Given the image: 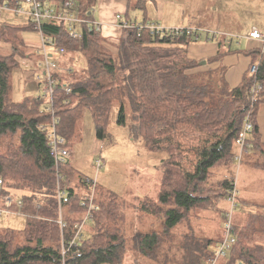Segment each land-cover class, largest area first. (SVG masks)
<instances>
[{
    "label": "trees",
    "instance_id": "1",
    "mask_svg": "<svg viewBox=\"0 0 264 264\" xmlns=\"http://www.w3.org/2000/svg\"><path fill=\"white\" fill-rule=\"evenodd\" d=\"M24 1L0 0V6L16 7ZM66 1L41 0L49 6ZM76 1L81 15L93 19L98 0ZM81 30V38L74 39L64 24L44 26V35L66 49L62 70L56 74L52 114L43 110L40 98L23 103L12 100L16 53L25 45L19 34L35 31L33 24L0 26V41L13 45L11 54L0 53V196L20 195L22 207L14 205L13 210L26 221L23 230H0V264H132L124 206L117 197L102 196L98 185L93 220L85 225L83 239L70 247L77 234L75 225L86 215L84 199L90 188L70 161L57 168L47 132L40 128L55 118L58 134L68 141L87 109L96 136L103 139L114 102L120 103V122H125V89L136 102L138 132L145 147L169 155L162 165L157 193L141 206L160 221L161 228L136 236L135 258L139 259L135 264L206 263L222 237L215 240L196 224L203 219L202 211H217L226 201L229 181L215 186L212 171L222 166L227 169L236 156L235 140L248 115L253 131L247 158L254 169L264 172V143L257 122L264 104V50L246 53L250 67L240 85L231 88L222 65L232 52L231 41L218 44L214 62H220V67L204 71V62L188 57L189 46L197 42L191 35H159L148 30L139 35L131 30L115 56L99 32L87 27ZM75 54L85 58L83 68L76 69ZM254 66L258 71L251 73ZM37 85L41 84L37 81ZM259 85L263 90L252 93ZM185 149L192 152V172L181 166ZM59 175L64 179L59 181ZM58 187L67 193L68 202L59 203ZM235 229L237 242L222 264H264V207L235 222Z\"/></svg>",
    "mask_w": 264,
    "mask_h": 264
},
{
    "label": "rangeland",
    "instance_id": "2",
    "mask_svg": "<svg viewBox=\"0 0 264 264\" xmlns=\"http://www.w3.org/2000/svg\"><path fill=\"white\" fill-rule=\"evenodd\" d=\"M217 12H209L210 18L222 25L224 30H230L237 26L245 28L246 24L258 22L257 18L251 20L250 6L257 8L252 0H232L238 2L236 7L229 3L218 5L213 0ZM218 2H223L219 0ZM248 8V9H246ZM233 13V14H231ZM214 21V22H215ZM3 23L12 25H26L28 19L21 14L10 11H3L0 18V26ZM223 29V28H220ZM205 34V33H202ZM210 34L219 41L229 40L244 43V38L229 35L225 31H212ZM25 45L19 46L20 52L16 53L18 65L11 75L12 100L16 103H23L26 100L33 101L40 98L43 92V85H37V76L42 71V52L39 45L41 36L37 31H25L19 34ZM239 39V40H238ZM205 42V40H204ZM13 45L0 41V53L9 55L13 52ZM240 50L246 51L245 46ZM234 51V48H232ZM79 58H81L79 56ZM83 62L85 58H82ZM86 61L84 62V64ZM124 123L120 122V103L114 102L107 134L103 139L96 136L95 124L89 110L85 109L81 119L78 121L74 136L68 139L71 150L70 162L82 178L91 179L98 184V191L104 197H117L127 215L126 235L128 240V260L132 264L137 263L139 257L135 258V238L139 233H150L160 231L161 223L158 219L143 212L141 206L147 202L146 198L154 196L159 188V178L162 165L167 164L169 155L167 153H152L144 145L138 132V111L136 102L129 97L130 90H124ZM235 155L239 149L235 146ZM181 166L187 172H192L193 164L189 160L192 157L190 150H183ZM101 160L104 165L97 171L96 161ZM252 161V160H251ZM247 156L239 165L235 156L228 168L219 167L212 171L211 183L217 186L223 180H228L230 187L227 190L226 201L218 205L217 211L205 210L200 214L202 220L196 224L200 229L215 240L223 236L225 214L228 211V195L231 187L238 191V209L234 213L233 222L247 219L252 214L264 207V172L253 168ZM19 198L20 195L12 194ZM224 217V218H223ZM25 218L12 216L4 218L0 224V230L11 228L15 231L25 228ZM89 236L85 234V236ZM225 259L219 261L222 264Z\"/></svg>",
    "mask_w": 264,
    "mask_h": 264
},
{
    "label": "built area",
    "instance_id": "3",
    "mask_svg": "<svg viewBox=\"0 0 264 264\" xmlns=\"http://www.w3.org/2000/svg\"><path fill=\"white\" fill-rule=\"evenodd\" d=\"M3 11H10L15 14L24 15L28 22L33 24L35 31H37L41 36L40 52H42L43 62L42 73L38 76V84H42L43 94L40 99L44 102L43 110L48 113L53 114V96L56 86V74L59 73L61 68V58L65 56L66 49L64 47H58L55 42L44 35V26L48 24H64L67 27V30L70 32L71 36L74 39H80L82 36V27H87L89 31H101V24L95 21L94 19L87 20L83 17L79 10V5L76 0H68L63 4L49 6L43 4L41 0H25L22 4L17 5L16 7H10L8 5L0 6V18L3 16ZM119 27L120 29L128 34L131 30L138 31V34H142L144 31L148 30L153 34L159 35H191L196 41L200 40V30L190 29V28H166L161 25L150 22V23H130L123 21L120 17ZM249 38L258 40L261 43V49L264 50V36L260 31L253 29L249 34ZM258 71L257 66H254L251 69V73H256ZM67 73H72V69L67 68ZM67 94H70V89L68 86H65ZM263 90V86L259 85L255 88L252 93H257L258 91ZM58 121L53 118L52 122L40 126L42 131L47 132V137L49 140L50 146V155L55 161L57 168L60 164H64L70 161L71 150L67 145L65 138L60 136L57 132ZM253 131V121L248 115L243 123V127L235 140V146L238 147L239 151L235 156V161L242 163L244 156L248 154L251 149V144L249 143V137ZM97 171L100 170L104 163L101 160L96 161ZM63 176H58V180H63ZM84 182L89 186L90 193L84 199V206L87 205L86 215L83 217L80 223L75 225L77 229V234L72 241L70 247L77 245V243L83 239L84 227L86 224L93 220V211L97 209L94 198L95 190L97 188V182L91 179H83ZM3 185V181L0 180V191ZM57 197L59 203L68 202L67 193L58 187ZM228 211L225 214V222L223 227V236L222 241L215 247L213 257L204 264H219V261L227 258L232 252L236 242L237 234L235 229V224L233 222L234 213L238 209V191L236 187H231L228 195ZM17 205L18 208L22 207V201L20 198L9 194L7 196H0V221L4 218L12 216H21L20 212H15L13 206ZM62 224V220L60 221ZM64 226V224H62ZM67 250L63 248L62 255L65 256Z\"/></svg>",
    "mask_w": 264,
    "mask_h": 264
},
{
    "label": "crops",
    "instance_id": "4",
    "mask_svg": "<svg viewBox=\"0 0 264 264\" xmlns=\"http://www.w3.org/2000/svg\"><path fill=\"white\" fill-rule=\"evenodd\" d=\"M218 1L216 0L220 6L227 3L234 7L238 5V2H232V0ZM242 1L245 3L249 0ZM252 2L258 6L256 9L254 7L252 9V5L249 8L251 20L257 18L258 22L246 24L245 28L237 26L230 30H224L225 28L212 18L209 20V12H217L219 9L213 0H98L93 19L101 24L99 33L104 40V45L115 56H118L122 42L126 41L128 37V34L120 29L118 17L130 23L154 22L166 28L200 30V40L189 46L188 57L199 63L205 62L206 65L201 63V69L204 71L220 67V62H214V59L221 41L210 34V30L225 31L229 35L239 36L240 40L244 38L242 44L238 41L227 40L231 43L234 51L230 52L222 61L228 85L231 88H236L242 82L251 64V58L246 53L252 49H261L260 41L249 38V34L253 29H256L264 36V0H252ZM244 46L246 51L240 50ZM73 58H78L75 63L76 69L79 65L83 68L84 62L79 58V55L75 54ZM257 122L264 143V104L259 108Z\"/></svg>",
    "mask_w": 264,
    "mask_h": 264
},
{
    "label": "water",
    "instance_id": "5",
    "mask_svg": "<svg viewBox=\"0 0 264 264\" xmlns=\"http://www.w3.org/2000/svg\"><path fill=\"white\" fill-rule=\"evenodd\" d=\"M203 64H206L205 62Z\"/></svg>",
    "mask_w": 264,
    "mask_h": 264
}]
</instances>
